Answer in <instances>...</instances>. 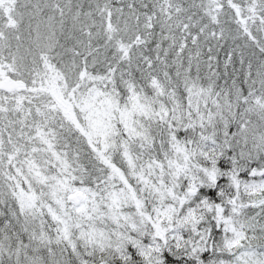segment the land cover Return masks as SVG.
<instances>
[{"label": "snow or ice", "instance_id": "snow-or-ice-1", "mask_svg": "<svg viewBox=\"0 0 264 264\" xmlns=\"http://www.w3.org/2000/svg\"><path fill=\"white\" fill-rule=\"evenodd\" d=\"M0 264H264V0H0Z\"/></svg>", "mask_w": 264, "mask_h": 264}]
</instances>
